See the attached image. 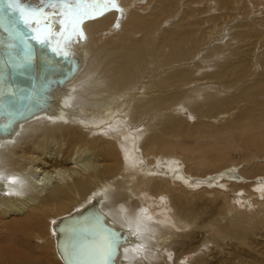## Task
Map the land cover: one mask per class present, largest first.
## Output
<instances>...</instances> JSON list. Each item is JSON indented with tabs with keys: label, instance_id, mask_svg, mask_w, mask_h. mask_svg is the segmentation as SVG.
Returning <instances> with one entry per match:
<instances>
[{
	"label": "bare ground",
	"instance_id": "bare-ground-1",
	"mask_svg": "<svg viewBox=\"0 0 264 264\" xmlns=\"http://www.w3.org/2000/svg\"><path fill=\"white\" fill-rule=\"evenodd\" d=\"M118 3L82 25L76 71L0 134V264L32 263L33 239L39 264H65L56 225L92 204L125 232L116 264H264L251 248L264 236V20L243 17L250 0ZM237 143L252 156L227 158Z\"/></svg>",
	"mask_w": 264,
	"mask_h": 264
},
{
	"label": "snow or ice",
	"instance_id": "snow-or-ice-1",
	"mask_svg": "<svg viewBox=\"0 0 264 264\" xmlns=\"http://www.w3.org/2000/svg\"><path fill=\"white\" fill-rule=\"evenodd\" d=\"M112 10L123 11L118 0H34L31 5L25 0H5V7L0 9V30L5 37L0 45L6 55L16 58L14 66L18 68H27L33 63L32 42L67 58L74 39L85 38L84 22ZM118 247V234L102 228L97 218L89 226L68 229L63 253L68 264H108Z\"/></svg>",
	"mask_w": 264,
	"mask_h": 264
},
{
	"label": "water",
	"instance_id": "water-1",
	"mask_svg": "<svg viewBox=\"0 0 264 264\" xmlns=\"http://www.w3.org/2000/svg\"><path fill=\"white\" fill-rule=\"evenodd\" d=\"M4 7L5 0H0V9ZM4 37L5 33L0 30V41H3ZM32 43L34 60L27 68L15 67L16 58L6 55L4 47L0 45V134L11 132V128L19 119H28L35 111H39L40 107L42 108L44 91L50 83H63L65 78L76 71V59L70 56L67 58L57 56ZM12 92L15 96L11 95ZM97 218L102 228L114 230L118 234L119 242L125 240V232L122 233L108 225L97 206L92 204L79 213L64 217L56 225L58 236L55 239V247L65 264H68V261L63 250L68 240V229L74 226H89ZM116 253L117 249L108 260V264H116L114 261Z\"/></svg>",
	"mask_w": 264,
	"mask_h": 264
},
{
	"label": "rangeland",
	"instance_id": "rangeland-1",
	"mask_svg": "<svg viewBox=\"0 0 264 264\" xmlns=\"http://www.w3.org/2000/svg\"><path fill=\"white\" fill-rule=\"evenodd\" d=\"M242 2H245L246 3V1H242ZM250 2L251 3L248 4V6H249L248 11L247 12L242 11L243 17H245V16H247V17L256 16L255 18L258 19L257 21H259V23H262L261 20H264V0H250ZM237 22L238 21H236V23ZM187 121L190 122V123L192 122L191 118H188ZM238 145L240 146V143H237V145L236 144H234V145H227V146L224 145V147L221 148V149L224 150L223 152L226 153V157L229 158V159H231V161H240V160L243 159V157H245L247 155H248V157L249 156H252V154H253L254 151L252 152V154H250V152H246V150L244 148H242L241 146L239 147ZM185 146H187L190 149H192V148H194L195 145L192 142H187V144H185ZM263 154H264V152H263ZM258 158L261 159V160H263L264 159V156L263 155H259ZM261 179L264 182V177L261 178ZM240 186H244L243 188H245L246 190L252 191L251 187H249V181H247V180H241ZM247 188H249V189H247ZM238 193L239 192L231 191L230 198H229L230 200L229 201H231L232 203L235 204L234 200L236 199V196H237ZM250 202L252 203V201H250ZM153 207H155V206H153ZM255 209L257 210V205H255ZM260 233H262V231H260ZM207 235L210 236V233L207 232ZM253 241H256V242L254 243ZM253 241L251 243V248L253 249L254 254H259V252H261V251H262L261 253H264V246L261 245V244H264V236H262V238H260L258 236L257 239H254ZM257 243H258V245H257ZM259 243H260V245H259ZM32 244L36 246L37 241L33 239L32 240ZM0 246H2V244H0ZM210 246L212 247L211 249H213V251L212 252L211 251H208L207 254L209 256L213 257V258L214 257L217 258L218 257V254L215 251H217V250L220 251L221 248H218L217 250H215V248H214L215 244H212V243H210ZM34 247H32V250L34 249L33 252H32V254H30L28 252V258H30V261L32 262L30 264H39V262L36 260V259H38V255L37 254H39L38 253L39 252V249L36 248V247L34 248ZM240 249L241 250H245L243 253L247 252L245 247H241ZM219 253H221V252H219ZM243 253L241 255H243ZM22 256H23L22 257L23 259H21L20 262L22 261L23 263H25L26 260H24V257H26V256L25 255H22ZM188 260L191 261L192 258L190 257V258H188ZM235 261H238L239 262V258H236ZM238 262H235V264H241V263H238Z\"/></svg>",
	"mask_w": 264,
	"mask_h": 264
}]
</instances>
